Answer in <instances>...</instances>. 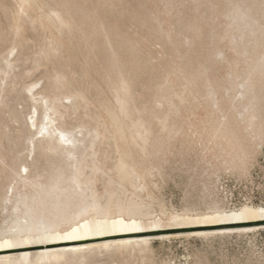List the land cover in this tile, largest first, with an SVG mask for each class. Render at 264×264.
<instances>
[{
	"label": "rangeland",
	"instance_id": "rangeland-1",
	"mask_svg": "<svg viewBox=\"0 0 264 264\" xmlns=\"http://www.w3.org/2000/svg\"><path fill=\"white\" fill-rule=\"evenodd\" d=\"M246 10L245 22L236 17ZM261 56L264 0H0V238L41 234L44 226L33 225L48 221V211L63 200L47 201L43 212L32 208L33 222L31 209L3 197L16 185L17 171L33 169L29 125L37 113L27 86L34 83L35 97L51 98L65 126L100 134L94 147L104 171L95 183L99 193L109 179H123L111 171L118 159L138 162L146 190L125 184L109 200L110 212L117 211L116 202L121 208L133 198L163 218L264 206V136L250 137V113L239 105L244 82L264 92L263 78L251 75ZM263 99L253 112L264 123ZM58 165L60 160L42 179L59 181ZM243 197L252 203L239 204ZM65 208L75 213L78 207L73 202ZM259 227L90 249L61 264H264V225Z\"/></svg>",
	"mask_w": 264,
	"mask_h": 264
},
{
	"label": "bare ground",
	"instance_id": "bare-ground-1",
	"mask_svg": "<svg viewBox=\"0 0 264 264\" xmlns=\"http://www.w3.org/2000/svg\"><path fill=\"white\" fill-rule=\"evenodd\" d=\"M248 15V10L236 11V17L244 22ZM53 17L59 25L65 24L57 10L54 11ZM1 73L3 74L2 80L8 77L7 72L2 71ZM251 75H258L264 80L262 56L261 59L255 61ZM242 85L244 88L241 91L242 97L239 105L245 113H250L246 117L248 134L253 140H263L264 123L255 116L253 105L258 102V99L264 98L259 96L264 92L257 93L251 83L244 82ZM35 86L36 83L27 86L31 98L35 101L33 113H37V116H32L29 125V128H33L35 132V137L29 142L30 153L28 154V156L33 154L31 159L33 169H29L25 174L22 170L17 171L16 185L9 187L3 197L7 204L10 203L14 207L23 205L28 207L27 210L31 209L29 217L33 219V222L36 221V212L32 211V208L37 212H43L46 211L47 201L63 200L56 204L55 210L48 211L46 216L48 221L45 219L39 221L41 224L39 227L33 225L37 229L44 226L41 234L32 236L30 232H27L24 238H0V264H61L71 255L90 249L114 246L127 249L146 244L151 238L159 239L180 234L208 236L241 233L257 230L260 225H264L263 205H244L233 211L218 209L198 215L176 213L163 218L155 215L154 209L145 206L143 200L133 198L121 208H118L121 202H116L117 211L110 212L109 200L115 193L122 192L125 184L133 191L144 192L146 190L145 180L137 170L138 162L129 164L127 160L118 159L111 171H120L123 179H109L104 192L99 193L95 183L103 176L100 174L98 177V174L104 171L101 161L96 157L97 151L94 147L100 134L84 125L74 128L65 126L62 120L59 121L63 114L57 104L48 97L36 98L37 93H33ZM124 86H126L125 83L121 81L119 87L123 92ZM42 158H44V163L39 165ZM56 160L62 163L58 165V169H62L59 173L60 180L56 182L43 180V173ZM23 167L27 170L28 165L24 164ZM114 182L117 183L116 186ZM73 202L78 207L76 212H67L65 206ZM65 221L68 223L65 228H55L56 223H65ZM202 227L205 229L188 233L179 231ZM175 230L179 232L152 234V232Z\"/></svg>",
	"mask_w": 264,
	"mask_h": 264
},
{
	"label": "built area",
	"instance_id": "built-area-1",
	"mask_svg": "<svg viewBox=\"0 0 264 264\" xmlns=\"http://www.w3.org/2000/svg\"><path fill=\"white\" fill-rule=\"evenodd\" d=\"M238 202L239 204H251L252 203L251 199H248L246 197H243L242 200L241 201L239 200Z\"/></svg>",
	"mask_w": 264,
	"mask_h": 264
}]
</instances>
